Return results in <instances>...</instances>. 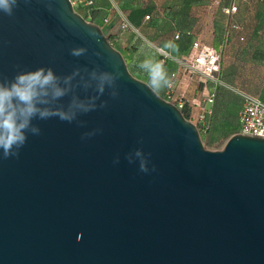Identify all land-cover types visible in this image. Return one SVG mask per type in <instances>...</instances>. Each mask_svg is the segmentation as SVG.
<instances>
[{
    "label": "water",
    "instance_id": "1",
    "mask_svg": "<svg viewBox=\"0 0 264 264\" xmlns=\"http://www.w3.org/2000/svg\"><path fill=\"white\" fill-rule=\"evenodd\" d=\"M40 68L66 119L0 149V264H264V137L207 149L69 0L0 12V83Z\"/></svg>",
    "mask_w": 264,
    "mask_h": 264
},
{
    "label": "rangeland",
    "instance_id": "2",
    "mask_svg": "<svg viewBox=\"0 0 264 264\" xmlns=\"http://www.w3.org/2000/svg\"><path fill=\"white\" fill-rule=\"evenodd\" d=\"M112 1L124 12L139 34L121 33L117 15L111 11L110 0H99L100 10L96 13L95 23L106 36H110L113 46L124 56L132 75L145 83L151 80V64L162 65L165 75L163 82L166 85L174 69L169 68L173 63L162 61L156 47L181 58L191 51L193 42L198 38L205 46L222 50V86L217 93L212 130L210 135H202L207 149L221 150L227 142L218 148L224 137L228 134L233 137L239 131L243 101L238 93H249L264 99V0H254L252 5L241 0ZM235 2L239 13L233 18L226 17L222 9ZM107 16L111 18L109 26L103 22ZM147 16L150 19H146ZM200 19H203V23ZM232 22L240 24V32L231 29ZM200 26L203 36H200ZM189 31L195 35L175 40L176 33ZM241 37L245 40L242 41ZM202 85V80L196 79L186 100L192 102L197 98ZM161 97L166 98L165 95Z\"/></svg>",
    "mask_w": 264,
    "mask_h": 264
},
{
    "label": "built area",
    "instance_id": "3",
    "mask_svg": "<svg viewBox=\"0 0 264 264\" xmlns=\"http://www.w3.org/2000/svg\"><path fill=\"white\" fill-rule=\"evenodd\" d=\"M73 8L87 21L95 23L97 20L98 0H69ZM111 11H114L119 20L121 33L139 31L130 23L127 16L112 1ZM223 14L228 18H233L238 12L239 7L235 3L222 9ZM146 19H150L149 16ZM104 25L111 23L110 16L104 20ZM231 29L236 32L241 31V26L237 22L231 23ZM192 31L178 32L175 40L179 41L184 36L193 37ZM241 40H245L241 37ZM112 44V41H111ZM113 45V44H112ZM157 53L164 63L171 62L177 69L171 74V81L168 84V94L165 98L178 107L180 111L189 109V121L199 130L201 136L211 133L212 118L219 87L222 86L221 74L223 64L222 50H217L205 46L200 39H196L192 44L191 51L181 58L172 56L162 48H157ZM196 78H200L204 85L203 92L192 102L187 101L188 89ZM209 85L211 90H208ZM210 89V88H209ZM242 98V108L239 114V131L237 134L244 136L264 137V101L253 94L239 92Z\"/></svg>",
    "mask_w": 264,
    "mask_h": 264
},
{
    "label": "clouds",
    "instance_id": "4",
    "mask_svg": "<svg viewBox=\"0 0 264 264\" xmlns=\"http://www.w3.org/2000/svg\"><path fill=\"white\" fill-rule=\"evenodd\" d=\"M17 6L18 0H0V12L6 15L11 16ZM84 51L82 48L72 49L71 54L80 56ZM149 72L151 86H161V81L165 80L162 65L151 64ZM55 79L51 69L46 71L40 68L20 73L9 83H0V149L5 157L15 155L13 150L24 145L26 131L39 132L37 127L31 125L34 117L44 119L50 115H59L62 120L66 119L62 112L38 106L47 103L43 97L47 96L48 88L54 85ZM55 95L60 96L62 93L56 89ZM141 170L146 172L148 169L142 164Z\"/></svg>",
    "mask_w": 264,
    "mask_h": 264
},
{
    "label": "crops",
    "instance_id": "5",
    "mask_svg": "<svg viewBox=\"0 0 264 264\" xmlns=\"http://www.w3.org/2000/svg\"><path fill=\"white\" fill-rule=\"evenodd\" d=\"M99 1V0H98ZM253 2H254V0H253ZM248 5H252V1L250 2V3H248ZM200 21H202V23H203V19H200ZM201 29H202V26H200V36H203V32L201 31ZM199 36V37H200ZM198 39V38H197ZM201 40V39H200ZM209 47V46H208ZM125 50H126V48H125ZM171 63H169V65H170ZM173 66H171V67H169V68H171V70H172V68H174L173 69V71L172 72H174L176 69H177V66L175 65V64H172ZM151 79V78H150ZM196 79H198V78H196ZM196 79H195V81H196ZM171 81V75H170V78H169V81L167 82V85L163 82V81H161V86H159V87H153V86H151V80H147V83L160 95V96H163V95H165V96H167V94H168V84H169V82ZM195 81H193L192 83H191V85L195 82ZM191 87V86H190ZM203 89H204V85H202L201 86V90H200V92H203ZM190 90V88L188 89V93L187 94H189L190 92H191V90ZM208 90H211V88L209 89L208 88ZM188 96V95H187ZM214 117V116H213ZM213 120V119H212ZM237 134V133H236Z\"/></svg>",
    "mask_w": 264,
    "mask_h": 264
},
{
    "label": "trees",
    "instance_id": "6",
    "mask_svg": "<svg viewBox=\"0 0 264 264\" xmlns=\"http://www.w3.org/2000/svg\"><path fill=\"white\" fill-rule=\"evenodd\" d=\"M252 1V3H253V0H241V2L242 3H247V5H248V3H250ZM98 3H99V1H98ZM227 7V6H226ZM98 10H100V8H99V6H98ZM240 10V9H239ZM239 13V12H238ZM237 13V14H238ZM236 14V15H237ZM235 15V16H236ZM234 16V17H235ZM107 38H108V40L110 41V43H111V40H110V36H108L107 35ZM222 68H223V66H222ZM256 96V95H255ZM258 97H260V96H258ZM261 98V97H260ZM262 99V98H261ZM263 101H264V99H262ZM182 113H183V115H184V117L188 120L189 119V109L187 108L186 110H184V111H182ZM211 134V133H210ZM210 134H208V135H210ZM232 137V135L231 134H228V135H226L225 137H224V139H223V141L218 145L219 147L218 148H221L223 145H224V143L227 141V140H229L230 138Z\"/></svg>",
    "mask_w": 264,
    "mask_h": 264
}]
</instances>
